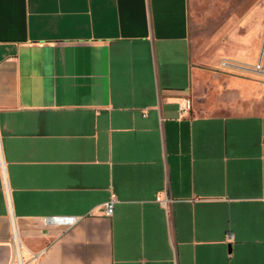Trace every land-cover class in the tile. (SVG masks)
Listing matches in <instances>:
<instances>
[{"label": "crops", "instance_id": "obj_1", "mask_svg": "<svg viewBox=\"0 0 264 264\" xmlns=\"http://www.w3.org/2000/svg\"><path fill=\"white\" fill-rule=\"evenodd\" d=\"M243 2L210 49L263 48ZM195 28L190 0H0V264L12 230L25 264H264V56L200 60Z\"/></svg>", "mask_w": 264, "mask_h": 264}, {"label": "rangeland", "instance_id": "obj_2", "mask_svg": "<svg viewBox=\"0 0 264 264\" xmlns=\"http://www.w3.org/2000/svg\"><path fill=\"white\" fill-rule=\"evenodd\" d=\"M239 1L240 0H190L191 12L196 25L195 31L192 34L194 40L193 47L195 55L198 59L212 60L217 57L219 60H232L234 58H238L239 56H243L244 58L264 56V45L263 48L257 50H239L228 47L222 49L209 48L210 44H208V36H213L209 33V31L219 28L225 22L229 9L234 7L235 3H238ZM243 1L244 12L250 9L252 5H255L257 2L259 3V6L262 5V9L264 11V0ZM212 9H214V12L209 14L210 11H213ZM260 21L263 26L261 36L264 38V17L261 18ZM228 32L229 31H227L226 34H222L224 39L229 36ZM259 41L261 43V37Z\"/></svg>", "mask_w": 264, "mask_h": 264}, {"label": "built area", "instance_id": "obj_3", "mask_svg": "<svg viewBox=\"0 0 264 264\" xmlns=\"http://www.w3.org/2000/svg\"><path fill=\"white\" fill-rule=\"evenodd\" d=\"M224 64L225 63L223 62L222 65ZM249 68H251L254 72L264 71V67L261 65L260 61L259 63L255 64L254 66H250ZM191 107H192V102L189 98L182 99V101L178 104V110L180 115L185 116L186 114H188V112L191 110ZM155 201L164 207H168V205L171 202L170 199L165 194H162L161 196H157L155 198ZM115 203H116L115 197L114 195H111L109 199L101 205L103 216L107 218L112 217L114 213ZM77 221L78 219L75 217H51L45 219L46 224H53L62 227L64 229L71 228L77 223ZM227 237L228 240H231L230 234H228ZM12 244H13V259L11 264H25L22 256L21 243L18 239L15 230H12ZM40 254L33 255V260L37 259Z\"/></svg>", "mask_w": 264, "mask_h": 264}]
</instances>
